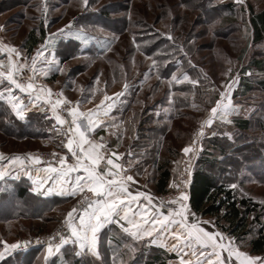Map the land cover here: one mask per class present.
<instances>
[{
	"label": "rangeland",
	"instance_id": "1",
	"mask_svg": "<svg viewBox=\"0 0 264 264\" xmlns=\"http://www.w3.org/2000/svg\"><path fill=\"white\" fill-rule=\"evenodd\" d=\"M45 5L47 12L43 10ZM263 11L264 0H244L243 5H238L236 0H89L86 11L81 0H0V42L20 48L30 63L31 56L50 33L74 22L70 33L56 38L55 54L65 71L51 73L39 82L53 92H62L72 102L71 106H78L81 111L95 109L105 95L113 97L124 92L127 84L125 95L107 117L108 130L96 131L94 136L107 138L110 151L124 154L119 162L124 163L126 169L130 168L127 174L134 177L131 190L148 193L153 203L158 204L164 192L157 191V181L161 170L166 168L169 177L165 188L175 196L178 192L177 198L184 189L178 190L172 185L179 182L182 149L193 147L192 172L207 159L204 167L217 179L228 181L237 197L248 198L262 207L260 223L251 224V234L239 240L222 230L215 216L195 213L200 220L214 222L202 225L206 230L222 232L225 243L232 239L240 250L248 252L249 238L260 226L264 228V160L242 161L241 167L233 168L232 163L244 156V150L222 153L215 144L221 143L227 135L232 139L245 136L247 140L254 138L255 142L264 143V127L256 129V121L264 125V91L254 87L244 95V86H241L243 79L246 82L264 77V70L259 71L250 64L253 58L264 59V33L259 30L256 36L252 26V20ZM257 24L260 28L261 23ZM81 28L87 43L76 39L77 30ZM32 30L37 37L40 30L44 35L28 52L25 43ZM169 33L173 40L167 39ZM105 37L110 41L107 47ZM3 55L0 54V59H4ZM152 59H157L158 67L152 66ZM173 73L178 76L187 73L198 84L194 86L185 81L169 86ZM29 74L25 70L24 78ZM230 78L237 80L231 89V100L238 111L229 117L230 123L216 119L211 127H204L202 137L197 135ZM0 103V113L5 114L4 120L0 118V154L4 156L0 160V171L5 173L0 179V193L8 191L3 200L0 198V241L9 245L20 242L15 250H5L0 243V252H4L0 264H66L63 254L77 251L71 242L47 260L46 248L50 237L54 245L61 242L57 233L70 235L63 221L68 211L78 204L80 195L67 201L65 196L52 192L53 197L47 201L32 203L33 198L20 199L11 192L15 180L25 178L29 182V173L36 180L37 168L46 167L47 162L55 163L41 158L39 165L33 164L27 160L29 154L40 156L55 152L70 157L62 144L66 138L57 135L51 112L41 111V106L29 105L26 120L22 121L15 117L6 102ZM258 106L260 117L255 115L253 119L251 115ZM64 115L70 120L66 112ZM10 117L23 124L18 126ZM244 118L253 121L250 128L242 132L235 128V120ZM22 130L23 135L16 134ZM14 156H19L24 164H9ZM212 159L221 162L225 169L209 165ZM49 186L45 185L41 191L45 192ZM29 188L33 189L32 184ZM54 196L58 202L52 206ZM46 206L49 207L44 211ZM34 213L41 216L33 217ZM121 235L120 228L113 224L99 246L102 261L84 253L82 264H121L122 261L123 264H145L155 249L171 256L166 264H179L176 253L159 245L150 246L147 240L126 249L123 245L132 241L121 240ZM107 240H111L112 247Z\"/></svg>",
	"mask_w": 264,
	"mask_h": 264
},
{
	"label": "snow or ice",
	"instance_id": "2",
	"mask_svg": "<svg viewBox=\"0 0 264 264\" xmlns=\"http://www.w3.org/2000/svg\"><path fill=\"white\" fill-rule=\"evenodd\" d=\"M236 3L243 5L244 0H236ZM88 4L89 0H81L85 11ZM43 10L47 12L46 5ZM73 24L74 22L70 21L56 33H50L31 56L30 63L27 54L20 48L0 42V54L7 57L6 60L0 59V101L6 102L15 117L22 121L26 120L29 105L35 108L47 106L46 109L41 108V111L51 112V119L55 121L53 127L57 135L66 137V142L62 141V144L71 154L70 157L59 155L57 159V154L53 153L55 163L47 162L46 167L37 168V179L33 181L37 187L32 191L36 192L45 185H50L44 192L45 195L52 192L69 197L80 195L78 204L68 211L63 221L70 235L65 237L57 233L61 242L55 245L50 237L45 259L54 253H60L62 248L71 242L77 249V257L89 253L102 261L99 246L103 232L115 224L121 230V240L132 241V244H124V248L131 249L133 244L147 240L150 246L159 245L176 253L179 264H264V256H253L240 250L232 239L225 243L222 232L208 231L202 226L214 222L200 220L191 211L186 203L189 200L188 194L180 190L183 181L172 185L180 190L179 196L167 203L160 201L159 204H154L153 197L148 193H134L131 190L130 184L134 182V177L126 174L130 168L126 169L124 163L119 162L120 156L124 154L110 151L108 141L104 137L97 139L94 136L96 131L108 130L110 122L107 117L125 95L129 87L127 84L124 85V92L116 93L113 97L105 95L104 100L95 109L81 111L78 106H71L72 102L64 97L62 92H53L50 87L39 82L51 73L65 71L60 67L55 54L56 38L58 35L70 33ZM112 38L115 39V36ZM76 39L78 42L83 39L87 43L83 28L77 30ZM167 39L174 38L169 33ZM109 43L105 37V47ZM151 63L153 67H158L157 59H152ZM25 70L30 73L26 79L23 75ZM204 78L207 79V76ZM185 81L194 86L198 84V81L190 79L187 73L180 76L173 73L169 86L173 82L179 85ZM236 83V78L227 81L224 91L219 93L220 98L215 100L210 109L208 118L201 123L197 135L202 137L204 127H211L216 119L231 122L229 117L238 111L231 100V89ZM105 101L110 102L105 104ZM64 112L70 120L62 115ZM192 143L194 145L196 141L193 140ZM182 151L188 155L194 153L195 149L186 146ZM128 155L131 156V153ZM3 159V154H0V160ZM27 160L36 165L41 163L39 155L29 154ZM8 163L23 165L24 160L14 156ZM28 175L31 179V173ZM4 176L5 173L0 171V179ZM0 243L4 244L5 250H15L20 246L19 241L10 245L3 241ZM27 243L24 242L25 245ZM108 246L112 247L111 240ZM3 259L4 252H0V260Z\"/></svg>",
	"mask_w": 264,
	"mask_h": 264
},
{
	"label": "trees",
	"instance_id": "3",
	"mask_svg": "<svg viewBox=\"0 0 264 264\" xmlns=\"http://www.w3.org/2000/svg\"><path fill=\"white\" fill-rule=\"evenodd\" d=\"M255 20H252V26L256 32L262 30L264 33V11L259 13ZM261 23V26L259 28L258 24ZM262 33V34H263ZM44 33L43 30H40V36H35V31H30L26 43L25 48L28 52H30L33 47L41 40ZM258 37L261 38V35ZM258 37H256V40H258ZM259 38V39H260ZM251 65H253L256 69H259V71L264 70V59L258 60V59H252ZM248 69V68H246ZM245 69V70H246ZM253 81V82H252ZM244 89L243 94H247L249 91H251L254 87H257L259 90L264 91V77L255 79V80H248L245 82V79L242 81L241 85ZM1 104V103H0ZM255 115L256 117H260V106L256 107L254 111V115L252 118L254 119ZM0 118L5 119L4 112L0 113ZM14 123H16L18 126H20L21 122L16 121L13 117H10ZM248 119H236L235 125L237 128H240L242 130H246L250 128L251 121ZM260 119V118H259ZM256 121V120H255ZM257 128L263 129L264 125L261 124L259 121H256ZM5 126V124H4ZM11 131V130H8ZM13 132V131H11ZM17 135H23L24 132H17ZM221 143H216V148H219L222 153H228L229 151H241L244 150V156L240 158V160H235L233 165L236 166L238 169L239 166L244 163H254L256 161L264 160V143H261V141H248L245 136L242 137H235L232 140H229L228 138H224ZM234 157V156H233ZM235 158V157H234ZM207 159L203 162L202 167L195 168L192 172L191 181L188 188V205L194 213L200 214L202 216L210 215L215 216L217 218V223L219 226L227 232L229 235L236 238V240L244 239L248 235L251 234L252 228L251 224L253 223H260V211L262 207L252 200L244 197H237L233 190L228 186V181H225L224 179H217V176L212 175L205 166L207 164ZM213 161V162H212ZM210 163L214 166L220 165V170L225 169L222 166V163L215 161V159L210 160L208 163ZM169 177V170L164 168L161 170L159 174V178L157 181V191L159 192H165L166 185H167V179ZM22 182H15L13 183V190L11 192H15L14 195H16L18 198L22 199L25 197L33 198L32 203L36 200L39 201H47V199H40L31 194L28 191V188L26 185L21 184ZM8 191H1L0 198L2 200L4 199V195H6ZM58 198L54 197L52 198L51 205L57 204ZM35 206V205H34ZM46 209L44 211L47 210ZM32 208V207H30ZM35 208V207H34ZM49 209V208H48ZM33 217H39L41 214H35L32 215ZM107 233L108 229L103 232V235ZM102 237V240L103 241ZM106 241V240H105ZM108 242V240H107ZM248 248L250 253L255 254H264V228L260 226L257 231L252 235L248 240ZM73 251L71 253H64L63 259L66 264H82L83 258L86 256H79L77 257ZM171 256H166L164 252L161 250L155 249L153 254L148 257V259L144 262L145 264H166L167 259H170ZM56 258H54L55 260Z\"/></svg>",
	"mask_w": 264,
	"mask_h": 264
},
{
	"label": "built area",
	"instance_id": "4",
	"mask_svg": "<svg viewBox=\"0 0 264 264\" xmlns=\"http://www.w3.org/2000/svg\"><path fill=\"white\" fill-rule=\"evenodd\" d=\"M77 18L78 17H76V19ZM41 108H45L46 109L47 106L41 105ZM64 114H65V112L62 113V115H64ZM100 137H98V139ZM105 140L108 141V146H109V150H110L111 149L110 148V142H109V140L107 138H105ZM53 153H55V152H46V153H44V155H40V157L42 158V160L48 159V160L56 162V160H54V158H53ZM55 154H57V153H55ZM58 156L59 155L57 154V159H58ZM193 157H194L193 153H189L188 155L184 154L183 157H182L181 167H180V171H179V182L183 181L182 189L187 190V191H188L189 184H190V181H191V176H192V167H193V160H194ZM177 195H178V192H176V196ZM176 196H175V194L172 191H166V192L160 194L159 200H158V204H159L160 201H164L165 203H167L168 201L176 198Z\"/></svg>",
	"mask_w": 264,
	"mask_h": 264
},
{
	"label": "crops",
	"instance_id": "5",
	"mask_svg": "<svg viewBox=\"0 0 264 264\" xmlns=\"http://www.w3.org/2000/svg\"><path fill=\"white\" fill-rule=\"evenodd\" d=\"M3 57H4V60H6L7 59V57H6V55H3ZM255 109H256V107L254 108V110H253V113H252V116L254 115V111H255ZM15 119V118H14ZM235 128L237 129V130H239V131H245V130H242V129H240V128H237L236 126H235ZM257 130H261V129H259V128H256ZM227 138L228 139H230V140H232V138L231 137H229L228 135H227ZM248 141H252V142H255L254 141V138H252V139H248ZM30 181L29 182H31V184H32V187L34 188V187H37L36 185H34V183H33V179L31 178V179H29ZM28 180H25V178H20V179H18V180H15L13 183H15V182H25V185L27 186V188H28V191L31 193V194H33L34 196H36L37 198H40V199H47V198H49V197H53V196H51V195H54L53 193H50V194H48V195H45L44 194V192L43 191H41L42 189H40V194L39 193H37V192H34V191H32L31 190V188H29V187H31V184L29 183V182H27ZM6 182L8 183V181L6 180ZM55 197V196H54ZM65 199L68 201L69 199H70V197L69 196H65ZM248 253L250 254V255H253V256H261L262 254H255V253H250V251H249V249H248Z\"/></svg>",
	"mask_w": 264,
	"mask_h": 264
}]
</instances>
